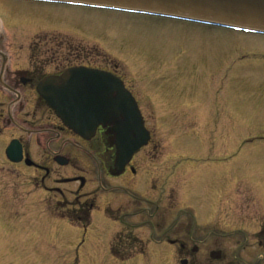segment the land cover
I'll use <instances>...</instances> for the list:
<instances>
[{"label": "rangeland", "instance_id": "rangeland-1", "mask_svg": "<svg viewBox=\"0 0 264 264\" xmlns=\"http://www.w3.org/2000/svg\"><path fill=\"white\" fill-rule=\"evenodd\" d=\"M2 4L11 6L0 9V33H5V39L14 36L12 33L16 35L9 42L16 45L28 41L39 43L49 38L55 40L61 49L65 43L67 61L78 57V65L112 69L113 73L124 77L140 98L141 81L145 88L143 101L151 103L159 115L162 109L190 107L193 105L191 102L196 103L201 97L209 100V106L232 113L231 117L235 116L237 124L232 129L227 127L226 133L222 134L226 145L224 158H219L225 163L221 170L227 176L231 172H239L242 183L236 192H252L255 203L264 204V36L82 7ZM7 9L15 11L10 15ZM22 15L31 16L27 26L21 21ZM36 17L41 21L35 22ZM22 32L28 33L27 40H24ZM10 50L8 53L14 63L26 59L21 51ZM197 101L199 103L193 107L195 112L208 106L201 100ZM31 102L32 107L41 112L47 110L39 98ZM145 112L148 126H155L164 145L153 161L154 166L146 160L142 162L145 177L137 180L135 189L147 213L155 214V208L163 207L165 203V197L158 200L157 194H167L170 185L152 184L156 175L162 180L171 170L170 174L176 177L179 172L176 173L175 165L181 164L182 167L179 165L177 169L180 172L192 169L198 176H209L218 168L208 163L205 155L218 152L201 147L182 153L174 141L177 134H167L164 121L158 127L153 125L154 115L149 110ZM184 133L186 140L192 136L189 130ZM13 136H22L27 142L31 134L0 128V264H181L176 262L173 248L170 251L169 247L163 246L155 253L152 244L146 245L147 254L140 259L125 255L116 258L111 253L110 244L117 248L123 246L119 239V243L114 239L122 227L113 222L117 212L115 214L112 207L115 209L119 201L127 202L122 189L114 187L117 184L126 187L125 178L111 179L107 171L114 168V153L106 152L105 148L92 151L65 133L62 141L64 150L73 152L75 168L59 167L53 162L46 165L59 171L62 177L81 174L86 185L78 195L75 191L79 184H63L59 186L62 194H57L44 190V187L55 186L52 180L43 184L41 175L32 168L7 162L4 148ZM32 144L29 149L35 159L42 158L41 151L44 155L49 154L46 147L38 148ZM59 148V144L51 147L53 157ZM146 155L148 149L143 150L137 159H144ZM181 193L187 194L186 188H182ZM183 203L187 207L190 201L187 198ZM94 204L96 210L92 218L89 221L78 220L77 224L76 220L82 214L78 208L85 211ZM117 208L125 209L123 204ZM69 215L74 216H70V221L65 219ZM156 215L157 220L163 221L162 215ZM179 218L185 220L186 214L169 212L165 218V229ZM144 221L147 223L141 233L146 242L159 240L161 233L166 234V230H154L149 217ZM81 223L89 226L84 228L79 226ZM175 232L186 234V228L184 226L180 230L177 225L167 234L172 236ZM225 244L231 254L238 248L229 234Z\"/></svg>", "mask_w": 264, "mask_h": 264}, {"label": "flooded vegetation", "instance_id": "flooded-vegetation-1", "mask_svg": "<svg viewBox=\"0 0 264 264\" xmlns=\"http://www.w3.org/2000/svg\"><path fill=\"white\" fill-rule=\"evenodd\" d=\"M14 11V9L11 10V12ZM21 19L27 26L31 16L22 15ZM36 19L38 18L36 17ZM26 26H24V30H26ZM4 34L3 32L0 33V128L4 130L13 129L20 132L28 131L31 134V138L27 142L22 136H13L10 140L17 139L23 149V161L16 165L27 166L25 161L28 158L30 162H33V165L27 167L32 168L34 172L41 175L42 183L52 180L55 185L53 187H44V190H52L57 194H62L59 186L63 184H79L75 191L79 195L86 185V179L84 181L81 180L84 178L83 175L62 177L59 171L50 169L46 165V163L50 162V164L52 162L56 164L57 160L62 158L67 161V164L66 166L58 165L59 167L75 168L73 152L64 150V134H71L77 141L84 142V145L87 148H91L92 151L105 148L106 152H112L115 148L110 147L108 142H106L108 138L103 129H99L91 140L85 141L75 136L46 105L47 110L43 113L39 109L32 107L31 102V100L40 98L37 89L39 82L46 77L60 76L67 68L78 67V57L73 59V61H67L65 43L62 44L64 49H61L55 40L49 38L39 43L28 41L16 45L13 42H9V40L13 41L12 38L16 36L14 33L11 34L14 36L10 39H5ZM22 35L24 40L28 39V33L22 32ZM62 45L60 44V46ZM17 46L19 47L17 48ZM10 48L15 49V51L19 50L18 52L21 51L22 56L24 57L25 55L24 58L26 59L23 61L22 58L23 62L16 60V63H14L8 53ZM76 50L78 53V48ZM10 51L12 52V50ZM79 65L90 67L82 63ZM99 69L114 72L109 68ZM117 75L124 81L126 88L135 97L144 117L145 127L149 131V139L143 150L148 149L149 157L146 155L145 158L147 157V159H137L141 155L142 150L128 163L123 173L118 176L112 175L107 170L111 179H119L121 176L125 178L124 184L126 187L122 188L118 184L113 186L121 188L123 195L127 197V202L122 203V201H119L116 205L118 207L123 204L124 210L117 207L114 209L111 206L112 211L115 214L117 212V217L113 222L120 224L119 226L122 227L116 233L114 239L118 243L120 241L123 245L117 248L114 247V244L113 246L110 244V251L113 256L116 258L121 255H125L128 258H144L147 254L146 245L152 244L154 245L153 252L155 253L160 251L163 246L169 247L170 251L173 248V253L177 258L176 262L179 261L178 263L185 261L186 264H264V204L261 206L255 203L252 192L244 194L236 192L238 185L242 183V180H240L242 176L239 172L233 174L231 172V175L227 176V173L221 170V167L225 164L219 159L220 157L224 158L222 155L224 154L226 141L223 135L226 133L227 127L232 129L237 124L235 116L231 117L232 113L228 114L225 109H220V107L209 106V100L204 97L197 100H201L208 106L199 112L193 111L194 105L199 103L196 100V103L191 102L193 105L190 107L173 108L168 111L162 109L159 115L151 106V103L143 101L145 88L141 81L142 95L140 98L135 90L128 85L124 77ZM27 98H29V101ZM210 104L212 105L211 102ZM145 110H149L154 115L152 118L153 125L158 127L164 121L163 125H165L166 133H169V135L177 134L174 141L179 147L177 150H181L182 153L201 147L208 148V151L214 150L218 152L213 155H205L209 159L208 163L212 164L214 168H218V170L211 172L209 176H198L192 169L180 172L177 169L179 165L182 167L181 164L175 165L176 173L179 172L176 177L170 174L171 170L163 176L162 180L156 175V179L153 180L152 184H170L167 194H157L158 200L165 197L164 206L155 208L156 213L162 215L163 221L157 220L156 213H147V208L144 207L140 194L135 189L137 180H143L145 177L142 162L146 160L150 165L154 166L155 163L153 161L158 157V151L160 152V148L164 145L162 139L158 138L155 126L151 127L150 124L148 126L149 119L146 117ZM29 126L31 127L27 128ZM185 130H189L192 133V136L187 140L183 135ZM34 134L38 135V137L33 138ZM30 144L38 148L44 147L45 149L46 147L49 154L44 155V152L41 151L42 154L40 156L42 158L35 159L31 153L32 150L29 149ZM58 144L61 148H59L58 154L53 157L54 151L51 147ZM34 152L38 153V151ZM68 179H77V181H64ZM130 187H132V190ZM182 188H186L187 194L181 193ZM187 198L190 203L186 207L183 202ZM259 198L261 199L262 197L260 196ZM95 210V204L85 209V211L82 208H78V212L82 214H80V217L78 216L77 221H89ZM172 211H178L179 214L185 213L186 219L179 218L173 225L165 229V218ZM146 217H149L150 224L153 225L152 228L154 230L155 228L157 230L160 229L161 232L166 230V234L161 233L159 240L153 241L150 239L148 242L143 240L144 235L141 231L144 230L147 221L142 222V220ZM177 225H179L180 230L185 226L186 234H177L175 232L172 236L168 235L167 233L173 231ZM84 228L87 227L85 226ZM152 234L154 235V232ZM228 234L232 236V240L236 242V247L239 248L235 249L233 254L227 252L225 241ZM132 239L135 240L134 243Z\"/></svg>", "mask_w": 264, "mask_h": 264}, {"label": "water", "instance_id": "water-1", "mask_svg": "<svg viewBox=\"0 0 264 264\" xmlns=\"http://www.w3.org/2000/svg\"><path fill=\"white\" fill-rule=\"evenodd\" d=\"M63 1V0H61ZM135 12H153L224 27H242L264 33V0H64ZM39 92L57 115L78 134L90 139L95 130L109 127L117 149L114 175L123 172L129 159L146 145L149 135L133 97L113 75L92 69L67 71L45 80ZM92 129V130H91ZM92 132L86 133L85 131ZM13 162L22 159L21 146L7 149ZM60 165L67 164L58 159Z\"/></svg>", "mask_w": 264, "mask_h": 264}, {"label": "bare ground", "instance_id": "bare-ground-1", "mask_svg": "<svg viewBox=\"0 0 264 264\" xmlns=\"http://www.w3.org/2000/svg\"><path fill=\"white\" fill-rule=\"evenodd\" d=\"M2 2H13V3H25V4H38V5H50V6H60V7H72V8H78V7H75V6H71V5H69V6H67V5H62V4H60L59 3V0H45V1H42V2H36V3H31V2H18V1H12V0H0V9H6V8H10L11 6L10 5H5V4H2ZM83 8V7H82ZM86 9H91V8H86ZM8 10V9H7ZM6 10V11H7ZM11 10L12 9H10V10H8V13L11 15L13 12H11ZM91 10H98V11H108V12H111V13H118V14H128V13H121V12H115V11H109V10H102V9H91ZM141 15H135L134 13H132V14H129V15H133V16H141V17H147V18H154V19H164V18H159L156 14H150L149 12H143V13H140ZM142 14L143 15H145V16H142ZM148 15H151V16H148ZM35 20V19H34ZM166 20H169V19H166ZM1 21H2V18H1ZM5 21V20H4ZM23 21H25L24 19H23ZM41 20H39V19H36L35 20V22H40ZM171 21H175V20H171ZM179 22V21H178ZM193 22H196V20H194ZM187 23V22H186ZM24 25H25V23H23ZM191 24H193V23H191ZM195 25H197V24H195ZM198 25H200V26H207V27H211V26H209V25H204V24H198ZM214 27H222V28H226V27H223V26H220V25H213ZM243 34V33H242ZM245 35H254V36H264V35H258V34H245ZM123 81V80H122ZM40 83V82H39ZM39 83L37 84L38 86H39ZM123 83H124V81H123ZM125 85V84H124ZM38 86H37V88H38ZM126 87V86H125ZM130 92V91H129ZM131 93V92H130ZM132 94V93H131ZM133 95V94H132ZM135 98V97H134ZM41 101H43L41 98H39ZM186 105H188V102H186ZM158 106H160V104H158ZM48 108V107H47ZM55 113V112H54ZM143 119H144V117H143ZM61 120V119H60ZM62 122V121H61ZM63 123V122H62ZM64 124V123H63ZM65 125V124H64ZM69 130H71L72 132H73V134L75 135V136H78V137H80L81 139H83V140H85V141H89V140H91L95 135H96V133H95V135L93 136V137H91L90 139H84L83 137H81L80 135H78L77 133H76V131L73 129V128H71L70 126H67V125H65ZM99 129H103L104 130V132H105V135L107 136V141L106 142H108V145L110 146V147H114L115 148V145H114V135L112 134V133H110L109 132V127H106V128H104V127H102V126H99L98 128H97V131L99 130ZM84 143V142H83ZM9 144H7L6 146H8ZM108 146V147H109ZM145 147V146H144ZM144 147H141L140 149H139V151L137 152V153H135L133 156H132V158H131V160L136 156V155H138L143 149H144ZM6 148V147H5ZM5 148H4V150H5ZM114 151H115V157H116V150H113L112 151V154L114 153ZM115 157H114V160H115ZM130 160V161H131ZM129 161V162H130ZM128 162V163H129Z\"/></svg>", "mask_w": 264, "mask_h": 264}]
</instances>
